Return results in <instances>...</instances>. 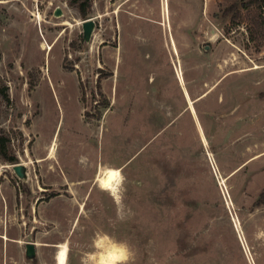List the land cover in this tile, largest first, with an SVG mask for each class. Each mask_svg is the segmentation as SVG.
Returning a JSON list of instances; mask_svg holds the SVG:
<instances>
[{
    "label": "rangeland",
    "instance_id": "1",
    "mask_svg": "<svg viewBox=\"0 0 264 264\" xmlns=\"http://www.w3.org/2000/svg\"><path fill=\"white\" fill-rule=\"evenodd\" d=\"M0 136V264H264V0H0Z\"/></svg>",
    "mask_w": 264,
    "mask_h": 264
},
{
    "label": "bare ground",
    "instance_id": "2",
    "mask_svg": "<svg viewBox=\"0 0 264 264\" xmlns=\"http://www.w3.org/2000/svg\"><path fill=\"white\" fill-rule=\"evenodd\" d=\"M35 17H36V19L38 21L42 19V15L40 13L35 14ZM41 48L42 49H52V45H50L46 41H44L41 44ZM203 139H204V141H206L205 136H203ZM54 149H55V146L52 147L50 157H53ZM113 172L119 173V176L116 179H113L111 177V173H113ZM120 177H121L120 169L108 167L105 171H102V172L99 173V175H98L96 180H97V182L100 184V186L102 188H104L106 190H111V191L116 192V190L118 188V184L120 182ZM57 246L59 247V249L57 251V262H58V264H61V259H60V253L61 252L64 253L62 264H66L67 263V257H68V246H67V243L63 242V243L58 244ZM115 252H116V247L113 246L106 254L103 255V261L107 260L109 258V256H110V254H114ZM113 258L115 260H117L120 257H119V255H115Z\"/></svg>",
    "mask_w": 264,
    "mask_h": 264
},
{
    "label": "water",
    "instance_id": "3",
    "mask_svg": "<svg viewBox=\"0 0 264 264\" xmlns=\"http://www.w3.org/2000/svg\"><path fill=\"white\" fill-rule=\"evenodd\" d=\"M94 26H95V22L92 18H88V19L84 20L83 29H84L85 39L88 40L91 38V36L93 34ZM14 170L20 178H23V179L26 178L27 173H26V166L24 164H22V163L15 164ZM26 254L31 259H33L37 255L35 242H28L27 243Z\"/></svg>",
    "mask_w": 264,
    "mask_h": 264
},
{
    "label": "clouds",
    "instance_id": "4",
    "mask_svg": "<svg viewBox=\"0 0 264 264\" xmlns=\"http://www.w3.org/2000/svg\"><path fill=\"white\" fill-rule=\"evenodd\" d=\"M115 255H119L120 259L125 262L132 256V252L127 244H119L116 246V252L110 254L107 260L98 262V264H116V260L113 258Z\"/></svg>",
    "mask_w": 264,
    "mask_h": 264
},
{
    "label": "trees",
    "instance_id": "5",
    "mask_svg": "<svg viewBox=\"0 0 264 264\" xmlns=\"http://www.w3.org/2000/svg\"><path fill=\"white\" fill-rule=\"evenodd\" d=\"M71 4H75L80 13L83 15V16H86L88 13H89V10L91 8V0H70ZM6 139L5 137H1L0 136V149H4L5 146H6ZM2 149V151H3ZM14 158H11L10 160H13ZM257 204V203H256Z\"/></svg>",
    "mask_w": 264,
    "mask_h": 264
},
{
    "label": "snow or ice",
    "instance_id": "6",
    "mask_svg": "<svg viewBox=\"0 0 264 264\" xmlns=\"http://www.w3.org/2000/svg\"><path fill=\"white\" fill-rule=\"evenodd\" d=\"M118 176H119V173H117V172H113V173H111V177H112L113 179H116ZM63 257H64V253L61 252V253H60L61 264H62V262H63Z\"/></svg>",
    "mask_w": 264,
    "mask_h": 264
},
{
    "label": "flooded vegetation",
    "instance_id": "7",
    "mask_svg": "<svg viewBox=\"0 0 264 264\" xmlns=\"http://www.w3.org/2000/svg\"><path fill=\"white\" fill-rule=\"evenodd\" d=\"M98 166V165H97ZM36 244V243H35ZM26 251H27V245H26Z\"/></svg>",
    "mask_w": 264,
    "mask_h": 264
}]
</instances>
